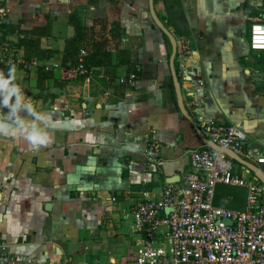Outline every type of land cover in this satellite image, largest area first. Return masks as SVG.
I'll use <instances>...</instances> for the list:
<instances>
[{
    "label": "crops",
    "instance_id": "crops-1",
    "mask_svg": "<svg viewBox=\"0 0 264 264\" xmlns=\"http://www.w3.org/2000/svg\"><path fill=\"white\" fill-rule=\"evenodd\" d=\"M0 1L13 9L14 21L9 32L0 29V40L39 61L17 68V83L38 110L60 121L39 150L0 136V239L20 256L9 264L134 260L146 237L133 226L134 200L158 198L167 184L181 183L192 169L191 152L209 148L180 107L171 40L151 0ZM152 1L167 29L192 49L180 80L186 108L188 80L203 78V113L238 124L247 134L245 150L255 156L249 161L264 171L257 162L264 157V50L250 44L264 0ZM23 38L37 47L29 52ZM132 73L136 82H120ZM154 140L162 148L151 161L145 150ZM237 170L248 182L264 183L240 162Z\"/></svg>",
    "mask_w": 264,
    "mask_h": 264
},
{
    "label": "built area",
    "instance_id": "built-area-1",
    "mask_svg": "<svg viewBox=\"0 0 264 264\" xmlns=\"http://www.w3.org/2000/svg\"><path fill=\"white\" fill-rule=\"evenodd\" d=\"M12 15L13 9L0 3V26H12ZM176 40L175 63L181 80L186 72L185 60L192 49L186 38ZM250 44L254 50H264V16L252 24ZM38 63L36 59L25 58L19 44L9 39L0 40V69L7 71L11 64L26 68ZM51 67L47 64L45 69L51 70ZM78 71L81 74L87 71L83 54L79 58ZM137 78L132 73L120 78V82L133 83ZM188 84L193 94L185 97L187 109L201 132L220 148L193 150L192 169L186 172L181 183L167 184L158 198L146 196L134 200L133 226L137 231L146 232V237L141 239L134 260L113 264H264V183L245 180L237 170L238 161L222 150L230 149L247 160L255 159L254 153L244 147L247 134L238 124L205 116L202 111L205 98L198 94L205 85L203 78L188 80ZM161 148L159 141H152L145 150L147 157L156 161ZM257 162L264 163V157L257 158ZM218 182L247 185V209L237 211L213 205ZM15 259L19 260L20 256L12 255L9 244L0 239V264H9ZM29 262L34 260L29 259ZM40 264L74 263L66 258Z\"/></svg>",
    "mask_w": 264,
    "mask_h": 264
},
{
    "label": "clouds",
    "instance_id": "clouds-1",
    "mask_svg": "<svg viewBox=\"0 0 264 264\" xmlns=\"http://www.w3.org/2000/svg\"><path fill=\"white\" fill-rule=\"evenodd\" d=\"M17 79L16 64L7 71L0 69V136L23 139L39 150L51 142V130L58 128L60 121L38 110Z\"/></svg>",
    "mask_w": 264,
    "mask_h": 264
},
{
    "label": "water",
    "instance_id": "water-1",
    "mask_svg": "<svg viewBox=\"0 0 264 264\" xmlns=\"http://www.w3.org/2000/svg\"><path fill=\"white\" fill-rule=\"evenodd\" d=\"M151 6L153 11V17L155 21L158 23L160 28L169 36L172 44V52L170 56V67L174 78V83L176 87V91L178 94L179 104L186 116L191 118L193 122L195 120L190 115L189 111L187 110L184 102V95L182 91L181 81L178 77V72L176 68L175 58L177 53V40L175 35L170 32L166 25L159 19L157 16L154 8H153V1L151 0ZM197 125V124H196ZM198 127V126H197ZM199 134L202 139L205 141L209 148L219 149L220 146L213 142L212 140L208 139L200 130ZM223 151L227 152L230 156H232L238 162L248 166L254 174L259 178L261 181L264 182V171L258 166L251 163L249 160L235 154L230 149H222ZM248 199H249V187L247 185H236V184H228L223 182H218L215 187L214 197H213V205L218 207H223L227 209H233L237 211H245L248 206ZM168 211V210H167ZM228 223H231V220H227Z\"/></svg>",
    "mask_w": 264,
    "mask_h": 264
},
{
    "label": "trees",
    "instance_id": "trees-1",
    "mask_svg": "<svg viewBox=\"0 0 264 264\" xmlns=\"http://www.w3.org/2000/svg\"><path fill=\"white\" fill-rule=\"evenodd\" d=\"M0 3H4L3 1H0ZM5 4V3H4ZM71 22H72V24L75 26V27H77V28H79L80 26H79V24L76 22V20L75 19H72L71 18ZM78 25V26H77ZM2 27H4L5 29H7V32H9L8 31V29L11 27V26H9V25H5V24H3V25H1L0 26V29L2 28ZM20 31V29L17 27V32H19ZM14 32H16L15 30H14ZM39 36H42L43 34H44V32L42 33V32H36ZM97 39V38H96ZM32 40V41H31ZM31 41V42H30ZM98 41V40H97ZM38 41H36V40H33V39H26V38H23L22 39V44L23 45H25L26 47H29V48H27L28 49V51L30 52V47L31 48H35V47H37V43ZM99 42H97V43H95V42H93V45L94 46H101V44L99 43ZM92 45V44H91ZM92 45V46H93ZM45 53V52H44ZM122 53V52H121ZM35 54L38 56V57H42L43 55V53L41 52V51H36L35 52ZM27 58H29V57H27ZM30 59V58H29ZM177 66V65H176ZM137 75V74H136ZM138 76V75H137ZM45 88H43V90H44Z\"/></svg>",
    "mask_w": 264,
    "mask_h": 264
}]
</instances>
